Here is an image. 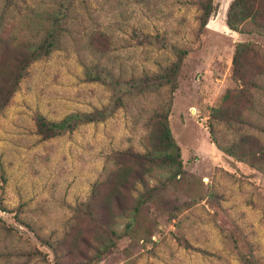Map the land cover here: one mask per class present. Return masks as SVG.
<instances>
[{
  "label": "rangeland",
  "instance_id": "obj_1",
  "mask_svg": "<svg viewBox=\"0 0 264 264\" xmlns=\"http://www.w3.org/2000/svg\"><path fill=\"white\" fill-rule=\"evenodd\" d=\"M198 1L0 0V264H264V161L226 152L246 134L264 144V72L254 111L210 133L240 84L237 44L264 57V32L230 29L232 0L199 30ZM173 46L188 52L170 84ZM98 110L40 134L39 116Z\"/></svg>",
  "mask_w": 264,
  "mask_h": 264
},
{
  "label": "trees",
  "instance_id": "obj_2",
  "mask_svg": "<svg viewBox=\"0 0 264 264\" xmlns=\"http://www.w3.org/2000/svg\"><path fill=\"white\" fill-rule=\"evenodd\" d=\"M197 6L200 10V14L198 15V29L202 30L207 25L210 16L215 13L216 7L213 4V0H199L197 2ZM246 20H251V22L255 24L258 33L264 32L262 31L264 30V0H232L228 7L226 15L227 26L232 30L241 32L240 26ZM55 39L56 36L54 35L53 39L48 43V46L54 47L56 44ZM39 47L46 48V45L43 46V44H41ZM172 49L178 57V62L174 63V65L170 68V73H163L161 76V80H165V83L170 84L174 83V79L172 78L177 72L179 63L188 52V49L178 46H173ZM257 53L258 50L251 43L240 42L237 44L232 63L234 74L237 76L238 80L240 81V84L232 92H227L225 94L222 105L214 107L210 112V133H214V122L217 123L230 119V117L228 116L229 110L233 109L232 116L236 117L237 114L239 122L243 121L242 113L245 110L253 109L254 111L255 106L253 103V90L258 85V79L254 78L255 76L264 72V57L258 56ZM26 62H28V59L24 58H22L20 62H18L19 66H17L18 70L16 77L14 78L16 82L21 77V72L25 67ZM253 64L256 67V71L248 74L247 69L244 70V68H246L247 66L253 67ZM3 106L5 105H0V110L3 108ZM106 116L107 113L105 111L98 110L96 114H69L59 121H47L44 117L39 116L37 123L40 130V134H42L44 137H52L55 134L61 133L63 131L71 130L78 126L80 123L91 121L93 122L97 119H103ZM214 142L216 145H218L215 139ZM159 143H161V146H163L164 150L172 149L175 151L177 155V165L179 168H181V161L178 162L179 148L171 136L167 122V115L163 116L159 135ZM226 152L231 155L240 156L250 161L251 165H258L259 163L264 161V144L253 135L246 134L245 136H242L240 140L236 142L233 147H231L230 151L227 150ZM139 203L140 205L143 204L142 197L139 198ZM137 217H139V215Z\"/></svg>",
  "mask_w": 264,
  "mask_h": 264
}]
</instances>
